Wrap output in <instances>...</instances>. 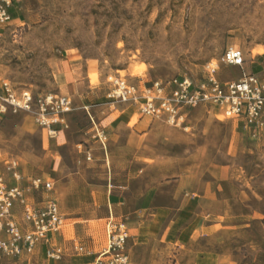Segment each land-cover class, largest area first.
Segmentation results:
<instances>
[{
  "label": "rangeland",
  "instance_id": "374dc122",
  "mask_svg": "<svg viewBox=\"0 0 264 264\" xmlns=\"http://www.w3.org/2000/svg\"><path fill=\"white\" fill-rule=\"evenodd\" d=\"M13 5L17 18L0 33V83L73 101L68 128L59 137L39 128L31 115L0 120L6 157L30 177L54 182L53 191L38 200L54 197L66 218L57 233L61 264L96 262L107 246L111 215L129 228L127 251L135 264H182L203 255L216 264H264V140L253 138L240 120H222L204 108L189 115L188 130L146 118L148 129L139 134L131 130L140 118L138 108L131 106L112 126L84 108L93 103L100 113L109 109L110 76L134 84L199 80L206 64L228 47L243 51L244 71L258 68L264 76V0ZM65 74L71 82L86 78L85 93H68ZM241 74L239 68L221 67L219 77L227 83ZM0 169L3 173V163ZM187 193L198 200L195 225L213 226L204 229V237L178 247L160 237L137 240L139 233L152 232L136 217L145 197L146 205L153 199L152 207L174 206L175 194L179 205ZM162 229L154 230L161 236Z\"/></svg>",
  "mask_w": 264,
  "mask_h": 264
},
{
  "label": "built area",
  "instance_id": "2783aa9c",
  "mask_svg": "<svg viewBox=\"0 0 264 264\" xmlns=\"http://www.w3.org/2000/svg\"><path fill=\"white\" fill-rule=\"evenodd\" d=\"M18 1L0 0V33L4 25L13 21L9 8ZM244 65L243 51L228 47L219 59L206 64L199 80L183 77L134 84L120 75L110 76L107 78L106 101L110 106L137 107L141 118L161 120L184 130L189 129L186 124L189 115L204 108L215 112L222 120H240L253 138L264 140V76L244 71ZM221 67L239 68L242 74L239 79L224 83L219 77ZM72 110L73 101L68 96H35L30 90L16 88L8 81L0 83V118L8 114L31 115L39 128L56 135L55 128H68L66 116ZM98 136L102 141L101 134ZM87 159L91 160L90 153ZM8 166L14 171L13 178L19 181L17 161H10ZM53 189L54 182L50 179L34 177L23 187L8 186L0 176V261L26 255V264H44L35 260L42 246L46 247L47 260H62V246H51L50 239L66 225L58 201L48 195L41 206H37L32 198L36 193H50ZM16 203L20 206L25 227L12 213ZM106 233L107 246L95 264H133L127 251L130 238L127 224L116 221L111 215L106 222ZM78 250L83 251V248Z\"/></svg>",
  "mask_w": 264,
  "mask_h": 264
},
{
  "label": "crops",
  "instance_id": "0c3cea01",
  "mask_svg": "<svg viewBox=\"0 0 264 264\" xmlns=\"http://www.w3.org/2000/svg\"><path fill=\"white\" fill-rule=\"evenodd\" d=\"M12 8L14 7V5L11 6ZM10 10V8H9ZM15 10V9H14ZM11 15V14H10ZM72 73H74V70H71ZM262 72L259 73V75H261ZM65 80H66V85H67V92L68 93H75L78 94L80 91L85 93L84 87H85V83H84V78L83 80H74L73 82L69 81L67 79V74H65ZM107 94V93H106ZM100 96V94H99ZM106 97V95H105ZM101 101H104L101 99ZM104 106H108V104H103ZM101 106V105H100ZM131 106H127V105H117L115 107L116 111H113L111 109V106L109 105V109L106 108V111L101 112L100 110L96 109V106H93V103L89 104L88 106H85L84 108L88 111V113H90V109L92 110V113L96 115V117L99 118V120H101V123L103 122L104 119H106V122L109 126H112L115 122L118 121V119L120 117H123V114L126 110H128ZM134 107V106H132ZM137 108V107H135ZM104 108H102L101 110H103ZM117 113H120L119 115H116ZM122 115V116H121ZM150 122L146 121V118H139V120L137 121V123L133 126V128L131 129L133 132H135L136 134L139 133H143L144 131H146L148 129V125ZM108 126V127H109ZM56 129V128H55ZM57 133L56 135H52V136H58L63 134L61 132H63L62 129H56ZM140 136V135H137ZM0 156H1V160L0 163H3V173L1 172L2 169H0V176L4 178V180L7 182L8 186H23L25 187L28 182L30 181V179H32L33 177H30L24 170L23 168H21L22 166L18 165V171L21 175V179L19 181L15 180L13 178V173L14 171L11 170L9 168V162L14 160L11 159L12 157H6V153L5 151L1 148L0 146ZM2 165V164H1ZM11 176V177H10ZM10 177V178H9ZM39 194H43V193H36L34 195H32V198L35 200L37 206H41L42 201L47 197V196H42V199L39 201L38 200V196ZM177 198H178V194H175L174 199L172 200V202L176 203L177 205ZM153 200V199H152ZM152 200L150 201L149 205H146V197L143 200L141 209L139 211H137V218L141 221L142 224H144L145 222H148V226L152 229L151 233H148L146 235H141V233H139L137 240L141 239V238H145L147 240H154L155 238L160 237L163 241L168 242V241H173V246L178 247V246H185L188 245L189 243L192 242V240L197 239L198 237H204V229H211L213 226L212 225H208L207 227L203 228L202 230L199 228V226L195 225L197 218L195 217V209L197 206V202L198 200L194 197L191 196L190 194H186L182 197V199L180 200V204L179 205H174V206H161V207H152ZM147 212H150L149 214V218L146 221L141 220V217H146ZM12 213L14 214L16 221L22 226L25 227L26 224L24 223L23 219H22V213H21V209L20 206L16 203V205L14 206ZM196 227H195V226ZM140 227V226H139ZM162 229V234L161 236L160 233H158L157 231H155L154 229ZM194 227V228H193ZM200 231V233H199ZM141 232V231H140ZM58 235L57 234H53L50 236L51 239V246H61V244H59L58 242ZM2 238H6L5 234H1ZM132 238V236H131ZM130 238V239H131ZM129 239V240H130ZM128 240V242H129ZM185 241V242H184ZM142 243V242H140ZM136 245V244H135ZM45 246L40 247L37 256L35 257V260H41L44 262V264H61V261L55 262V261H51V260H47L45 258L44 255V251H45ZM130 256V255H129ZM131 258V257H130ZM28 259V256L24 255L22 258L20 259H9V258H5L2 261H0V264H26V261ZM63 259V258H62ZM132 263L135 264L133 262V260L131 259ZM96 262H91V264H95ZM176 264H180V263H176ZM182 264H216L215 260L212 259L210 257H206V256H196L195 259L192 262H188V263H182Z\"/></svg>",
  "mask_w": 264,
  "mask_h": 264
},
{
  "label": "trees",
  "instance_id": "16d2710c",
  "mask_svg": "<svg viewBox=\"0 0 264 264\" xmlns=\"http://www.w3.org/2000/svg\"><path fill=\"white\" fill-rule=\"evenodd\" d=\"M9 13L11 14L13 20L17 18V15H16V12H15V10H14V7H13V8L10 7ZM251 71H252L254 74H259V73L261 72L258 68H254V69H252ZM14 116H15V115H10V114H8V115H6V116L0 118V120H1V121H2V120L4 121V120L10 119V118H12V117H14Z\"/></svg>",
  "mask_w": 264,
  "mask_h": 264
},
{
  "label": "bare ground",
  "instance_id": "6f19581e",
  "mask_svg": "<svg viewBox=\"0 0 264 264\" xmlns=\"http://www.w3.org/2000/svg\"><path fill=\"white\" fill-rule=\"evenodd\" d=\"M142 68H143V67H142ZM140 69H141V68H140ZM140 69H139V70H140ZM134 72L136 73L137 71H136V70H134ZM138 74H140V73H138ZM92 78H94V77H92ZM92 80H93V79H92ZM94 80H95V79H94ZM93 82H95V81H93Z\"/></svg>",
  "mask_w": 264,
  "mask_h": 264
}]
</instances>
